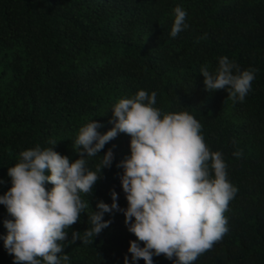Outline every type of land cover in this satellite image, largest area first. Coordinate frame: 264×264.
<instances>
[{"label": "trees", "instance_id": "16d2710c", "mask_svg": "<svg viewBox=\"0 0 264 264\" xmlns=\"http://www.w3.org/2000/svg\"><path fill=\"white\" fill-rule=\"evenodd\" d=\"M176 6L187 12L189 27L171 38ZM222 56L256 70L244 102L223 89L205 90L200 68L214 72ZM139 90L155 91L163 114L193 115L237 188L224 213L228 232L194 264H264V0H0V195L11 187L7 169L22 151L54 140L55 151L80 158L73 149L79 129L95 120L101 134L110 130L113 106ZM129 144L121 133L101 150L113 149V165L102 170L92 194H82L90 207L62 242L70 264L131 258L136 237L122 213L105 214L112 223L93 243L72 242L73 231L83 238L90 227L97 200L111 203L112 190L127 207L116 164L130 155ZM99 161L91 158L88 168L95 171ZM5 219L11 217L0 205V237L7 234ZM153 260L172 264L163 254ZM0 264H13L2 239Z\"/></svg>", "mask_w": 264, "mask_h": 264}, {"label": "clouds", "instance_id": "9594fccd", "mask_svg": "<svg viewBox=\"0 0 264 264\" xmlns=\"http://www.w3.org/2000/svg\"><path fill=\"white\" fill-rule=\"evenodd\" d=\"M186 17L176 6L171 38L189 27ZM200 74L206 91L223 89L233 102H244L256 78L255 69L241 70L227 56L219 58L214 72L202 66ZM156 96L155 91L139 90L121 98L111 109L113 126L103 134L98 131L103 125L95 120L81 127L73 142L78 159L70 161L55 151L54 140L50 147L37 145L19 154V162L7 169L11 187L0 195V205L11 217L4 220L7 234L0 239L13 264H70L62 242L90 207L82 194H92L102 170L113 165V149L103 155L101 150L121 133L130 137V155L116 164L122 169L118 176L127 207L118 204V193L112 190L111 203L97 200L96 210L87 215L90 227L83 238L73 231L72 242L93 243L112 223L105 214L122 213L127 230L136 237L129 241L131 258L126 254L123 264L141 259L154 264L153 257L161 254L172 264H194L228 232L224 213L237 188L227 179L222 153L209 149L193 115L163 114L155 106ZM93 157H100L95 171L87 166Z\"/></svg>", "mask_w": 264, "mask_h": 264}]
</instances>
